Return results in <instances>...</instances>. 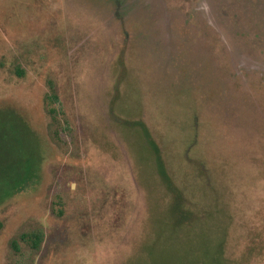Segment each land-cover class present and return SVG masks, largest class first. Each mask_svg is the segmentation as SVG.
Masks as SVG:
<instances>
[{"label":"rangeland","instance_id":"rangeland-1","mask_svg":"<svg viewBox=\"0 0 264 264\" xmlns=\"http://www.w3.org/2000/svg\"><path fill=\"white\" fill-rule=\"evenodd\" d=\"M0 116V264H264V0H0Z\"/></svg>","mask_w":264,"mask_h":264},{"label":"trees","instance_id":"trees-1","mask_svg":"<svg viewBox=\"0 0 264 264\" xmlns=\"http://www.w3.org/2000/svg\"><path fill=\"white\" fill-rule=\"evenodd\" d=\"M118 2V1H117ZM17 74L22 76V73L17 70ZM46 105H47V115L50 118V129L52 131V136L54 139L59 138L58 128L61 126L60 119L58 118L60 101L56 92V89L53 84H50L49 93L46 96ZM18 118H24L19 116L12 109H8ZM138 126L142 132H145L147 143L149 144L151 154L153 157V164L155 171L169 190V192L175 195V201L178 205H181V193L176 190L174 184L166 170L164 161L161 156V152L150 137V134L146 127L143 124L135 123L133 126ZM18 129L17 126H12L7 123L0 116V198L9 197L13 194L15 188H17L28 176L33 174L35 171V163L40 160V156L37 158H32L29 156L26 159L20 157V145L18 142L12 141L10 137V131ZM19 147V148H18ZM175 188V189H174ZM179 198H178V197ZM3 225L0 222V231L2 230ZM42 234L41 233H31V234H22L20 240L26 244H30L31 248L35 251H38L42 244ZM12 248L18 252V245L16 241H12Z\"/></svg>","mask_w":264,"mask_h":264}]
</instances>
